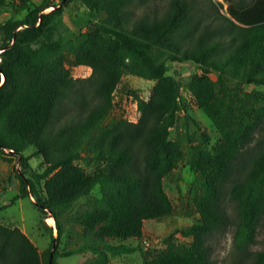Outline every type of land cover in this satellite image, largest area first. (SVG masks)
Listing matches in <instances>:
<instances>
[{
  "label": "trees",
  "instance_id": "1",
  "mask_svg": "<svg viewBox=\"0 0 264 264\" xmlns=\"http://www.w3.org/2000/svg\"><path fill=\"white\" fill-rule=\"evenodd\" d=\"M31 1L0 0V8L17 3L26 9ZM72 1L89 11L91 26L83 33L64 21V6ZM226 1L228 16L219 11L209 23L189 0H169L163 10L151 6L155 0H45L22 19L0 24V156L17 155L25 166L40 156L45 164L31 177L18 173V195L0 206V264H56L85 250L96 254L90 264H107L108 253H135L126 241L141 238L146 221L174 213L164 180L183 161L196 174L199 219L172 233L167 249L147 264H210L206 238L225 222L223 189L264 121V93L243 88L264 85V0ZM186 61L201 69L188 90L220 134L212 148L204 132L197 144L187 131L172 137L181 108L186 125L197 123L183 104L181 80L168 73L169 62ZM68 63L92 72L75 78ZM125 75L153 81L150 97L132 91L138 121L106 126ZM80 160L95 168L87 170ZM96 186L101 197L92 195ZM32 194L39 211L56 221L57 236L49 226L52 242L42 252L19 227L1 220L2 210ZM230 197L238 217L234 248L248 254L264 217V140ZM83 198L89 208L71 219ZM65 222L79 223L85 242L60 252L54 244ZM177 233L188 242L173 241ZM251 264H264V250L252 254Z\"/></svg>",
  "mask_w": 264,
  "mask_h": 264
},
{
  "label": "rangeland",
  "instance_id": "2",
  "mask_svg": "<svg viewBox=\"0 0 264 264\" xmlns=\"http://www.w3.org/2000/svg\"><path fill=\"white\" fill-rule=\"evenodd\" d=\"M44 1L32 0L26 9H21L17 3L1 7L0 24L8 19H22L29 9ZM49 1L55 2L54 4L62 3V0ZM189 1L196 4V12L204 18V23L211 22V16L217 15L219 11L221 14L228 16V2L226 0ZM246 1L251 2L252 0ZM155 2L151 6L157 5L159 9L163 10L166 8L169 0H155ZM212 3H216L217 5L214 6ZM52 7L55 8V5L48 7L45 12L52 11L54 9ZM64 21L75 34L83 33L91 26L88 9L78 1H72L64 6ZM1 43H3V39L0 34ZM168 65L170 69L168 73L181 80L183 84V104L187 107L192 118L197 122H189V125H186L183 120L185 108H181L179 111V123L173 129L172 137H184V133L187 131L193 138V142L197 144L202 138L201 132H204L210 136L209 147L212 148L220 140V134L216 130L213 122L196 104L188 90L192 76L200 74L201 69L191 61L183 63L169 62ZM68 67L75 78L88 77L92 72V69L87 66H74L68 63ZM212 77L216 79L217 76L213 73ZM3 81V77L0 75V85ZM153 85V81L132 75H125L115 91L114 106L106 117L104 124L106 126H112L121 119L137 122L140 117V112L132 91H136L143 98H149ZM243 88L249 92L264 93V85L258 86L245 83ZM263 140L264 121L243 149L238 162H235L230 181L223 189L220 205L225 214V222L218 230L206 238L210 264H251L252 254L259 250H264V217L256 227L254 241L248 247V254L238 252L234 248V235L238 217L230 197L231 186L237 181L238 176L252 160ZM6 152L8 153L9 151ZM32 153L33 148L29 149L25 154L30 156ZM78 163L89 171L95 168L94 163L87 164L84 160H80ZM28 164L25 166L17 155L4 154L0 156V206L10 204L11 200L18 195L20 185L17 177L18 173H22L25 177H31L33 173L42 172L45 168L44 161L40 156L30 157ZM195 184V172L190 169L185 161L179 163V166L164 180L165 189L174 204V213L161 219L146 221L144 223L143 236L139 239L126 241L128 244L136 246L137 251L132 254L119 255L108 253L107 264H147V261L151 260L156 254L167 249L165 242L172 233L198 221L199 215L195 209ZM197 192L199 193V190ZM32 195L29 198H20L14 204L2 210L1 220L7 225L19 227L34 242L39 248V251L42 252L52 242L51 232L48 227L50 226L52 228L54 236H57V227L56 225L52 226L49 224L47 219L52 217L51 214H42L35 204L36 197ZM92 195L101 197L102 194L99 186H96ZM88 208L87 198L81 199L71 212L70 218L72 219L77 213ZM65 229V233L60 241H55L56 247H58L60 252L75 249L84 244L85 237L83 235V228L79 223L65 222ZM173 241L177 243L188 242L187 239L182 238L178 233L174 236ZM95 257L96 254L91 250H85L80 254L69 257H58L56 264H90Z\"/></svg>",
  "mask_w": 264,
  "mask_h": 264
},
{
  "label": "bare ground",
  "instance_id": "3",
  "mask_svg": "<svg viewBox=\"0 0 264 264\" xmlns=\"http://www.w3.org/2000/svg\"><path fill=\"white\" fill-rule=\"evenodd\" d=\"M47 220H48L49 224H51L52 226L56 225L54 218L49 217Z\"/></svg>",
  "mask_w": 264,
  "mask_h": 264
},
{
  "label": "built area",
  "instance_id": "4",
  "mask_svg": "<svg viewBox=\"0 0 264 264\" xmlns=\"http://www.w3.org/2000/svg\"><path fill=\"white\" fill-rule=\"evenodd\" d=\"M52 8H54V7H52ZM46 11V9L45 10H43L42 11V13H47V12H45ZM37 24H39V22L37 23ZM2 52V50H0V53ZM2 77L4 78V75L2 74Z\"/></svg>",
  "mask_w": 264,
  "mask_h": 264
},
{
  "label": "water",
  "instance_id": "5",
  "mask_svg": "<svg viewBox=\"0 0 264 264\" xmlns=\"http://www.w3.org/2000/svg\"><path fill=\"white\" fill-rule=\"evenodd\" d=\"M56 245L54 244V249H55Z\"/></svg>",
  "mask_w": 264,
  "mask_h": 264
},
{
  "label": "clouds",
  "instance_id": "6",
  "mask_svg": "<svg viewBox=\"0 0 264 264\" xmlns=\"http://www.w3.org/2000/svg\"><path fill=\"white\" fill-rule=\"evenodd\" d=\"M3 80H4V78H3Z\"/></svg>",
  "mask_w": 264,
  "mask_h": 264
}]
</instances>
